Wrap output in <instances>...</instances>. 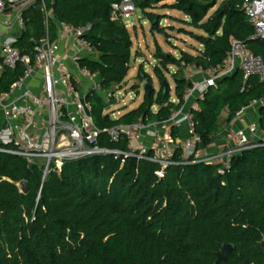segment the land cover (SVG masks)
I'll list each match as a JSON object with an SVG mask.
<instances>
[{
  "label": "trees",
  "instance_id": "16d2710c",
  "mask_svg": "<svg viewBox=\"0 0 264 264\" xmlns=\"http://www.w3.org/2000/svg\"><path fill=\"white\" fill-rule=\"evenodd\" d=\"M121 0H48L46 12L35 4L25 11L26 30L16 46L32 53L47 33L54 41L60 22L75 28L91 27L86 41L97 59L84 58L80 66L99 74L104 91L122 86L131 69L132 41L121 20L112 18V5ZM151 1L135 0L152 23L153 33L163 34L160 17L150 12ZM162 1V0H159ZM176 0L173 10L185 14L189 25L203 32L194 35L201 48L195 54L181 52L179 58L157 47L154 72L160 91L142 105L113 119L107 114L102 94L91 93L96 126L102 130L143 121L164 122L181 107L165 85L164 71L178 72L194 65L203 69L223 67L235 40L243 42L264 61V39L252 40L257 31L241 9L243 0ZM175 77L177 100L189 83ZM19 72L0 76V91L7 92ZM146 77L139 74L138 79ZM264 100V81L257 76L244 79L241 70L211 88L199 109L193 111L197 151L213 150L223 132L220 118L228 110L231 122L252 101ZM154 107L158 109L153 110ZM264 129V108L258 112ZM174 139L185 134L173 130ZM102 148L127 150L108 134L99 138ZM150 155H152L150 153ZM176 150L174 161L181 162ZM221 165L204 163L169 166L163 177L161 165L129 158L115 160L100 155L66 162L61 173L43 180L42 168L24 159L0 153V264H217L220 246L234 250L227 264H264V148L245 151L230 160V169L220 175ZM30 191L23 194L20 183Z\"/></svg>",
  "mask_w": 264,
  "mask_h": 264
},
{
  "label": "built area",
  "instance_id": "2783aa9c",
  "mask_svg": "<svg viewBox=\"0 0 264 264\" xmlns=\"http://www.w3.org/2000/svg\"><path fill=\"white\" fill-rule=\"evenodd\" d=\"M47 2L0 0V76L6 71L21 75L9 91H0V153L40 166L45 181L52 173H61L66 162L100 155H111L122 164L129 158L158 163L162 167L159 177L169 166L198 163L220 164L219 174L224 175L233 156L264 148V129L258 122L264 100H255L238 111L231 122L226 119L213 150L197 151L201 139L196 134L193 111L199 109L206 93L238 69L245 80L257 76L264 81L263 59L243 42H232L223 67H186L189 86L183 101L173 100L182 104L169 120L150 124L139 121L102 130L96 126L87 100L91 93L105 92L101 78L80 66L81 59L98 58L85 39L90 26L75 28L60 22L57 38L52 41L47 33L31 54L16 46L26 30L24 14L30 7L40 3L48 24L52 14L46 12ZM137 9L135 0H121L112 5V18H132ZM241 9L257 31L252 40L264 39V0H243ZM175 129L185 134L184 138L174 139ZM103 134L116 143L127 140V150L102 148L99 138ZM178 149L182 151L181 162L174 161Z\"/></svg>",
  "mask_w": 264,
  "mask_h": 264
},
{
  "label": "rangeland",
  "instance_id": "374dc122",
  "mask_svg": "<svg viewBox=\"0 0 264 264\" xmlns=\"http://www.w3.org/2000/svg\"><path fill=\"white\" fill-rule=\"evenodd\" d=\"M140 2L142 0H139ZM211 1V0H203ZM223 0H218L217 5L209 11L212 15L220 6ZM150 12L160 17L159 26L164 33H153L152 23L144 16L140 8L137 9L136 15L132 18H125L122 23L126 26L132 41V59L130 63V71L125 83L102 93L107 105V114L112 118H119L124 114L138 109L145 99V83L148 79L139 80L138 75L146 73L152 79L154 93L157 94L161 89V82L155 75L154 68L158 65L155 54L157 47H160L166 54H171L179 58L181 52L195 54L201 48L200 44L195 40L194 35H203V32L189 25L190 19L183 13L173 10L176 0H153L151 1ZM170 73L164 71L165 83L171 87V97L176 100L175 93V77L178 72L176 67L170 66ZM187 77V71L178 72V78ZM154 107L153 110H157ZM224 110L220 124L224 125L226 117Z\"/></svg>",
  "mask_w": 264,
  "mask_h": 264
},
{
  "label": "water",
  "instance_id": "95a60500",
  "mask_svg": "<svg viewBox=\"0 0 264 264\" xmlns=\"http://www.w3.org/2000/svg\"><path fill=\"white\" fill-rule=\"evenodd\" d=\"M144 89H145V92L147 93L148 97H150L155 90L154 86L149 84V83H145ZM19 187H20V190L23 194H28L30 191L29 184L26 181L21 182ZM233 250H234V247L230 244L221 245L220 246V252H218L216 254L217 264H227Z\"/></svg>",
  "mask_w": 264,
  "mask_h": 264
},
{
  "label": "crops",
  "instance_id": "0c3cea01",
  "mask_svg": "<svg viewBox=\"0 0 264 264\" xmlns=\"http://www.w3.org/2000/svg\"><path fill=\"white\" fill-rule=\"evenodd\" d=\"M226 112H227V114H226V117H225V119H224V122H225L226 119L228 118V110H226ZM113 119H115V118L113 117Z\"/></svg>",
  "mask_w": 264,
  "mask_h": 264
}]
</instances>
